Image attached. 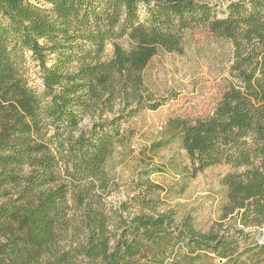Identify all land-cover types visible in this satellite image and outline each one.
<instances>
[{"label": "trees", "instance_id": "1", "mask_svg": "<svg viewBox=\"0 0 264 264\" xmlns=\"http://www.w3.org/2000/svg\"><path fill=\"white\" fill-rule=\"evenodd\" d=\"M229 1L218 18L206 0H0V264H264V0ZM193 29L261 56L210 116L169 119L156 144L178 143L191 177L234 169L205 232L161 209L142 176L133 197L106 202L123 126L164 105L145 69L182 54Z\"/></svg>", "mask_w": 264, "mask_h": 264}, {"label": "rangeland", "instance_id": "2", "mask_svg": "<svg viewBox=\"0 0 264 264\" xmlns=\"http://www.w3.org/2000/svg\"><path fill=\"white\" fill-rule=\"evenodd\" d=\"M206 1L215 6L218 18L224 16L230 2ZM237 41L241 43L240 39ZM250 42L260 47L257 40ZM118 44L129 48L126 39ZM183 46L182 54L158 53L144 71L146 86L164 105L156 111L139 112L123 126V141L116 145L106 165L116 187L106 202L116 207L133 197L142 176L157 187L161 209L174 210L178 220L190 214L195 227L205 232L219 222L226 201L221 181L234 169L222 164L191 177L190 164L178 143L156 144L161 141L160 133L169 119L210 116L228 83L239 85L252 75L261 56L259 52L239 56L235 42L217 41L201 29L187 31ZM112 50L111 45L106 47L105 58L111 57ZM27 67L30 85H40L38 70L31 62Z\"/></svg>", "mask_w": 264, "mask_h": 264}]
</instances>
